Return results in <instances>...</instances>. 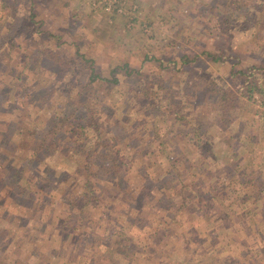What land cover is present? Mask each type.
<instances>
[{"label":"rangeland","instance_id":"rangeland-1","mask_svg":"<svg viewBox=\"0 0 264 264\" xmlns=\"http://www.w3.org/2000/svg\"><path fill=\"white\" fill-rule=\"evenodd\" d=\"M78 54L136 74L109 91ZM249 66L264 0H0V264H264ZM50 119L100 134L47 154Z\"/></svg>","mask_w":264,"mask_h":264},{"label":"trees","instance_id":"trees-1","mask_svg":"<svg viewBox=\"0 0 264 264\" xmlns=\"http://www.w3.org/2000/svg\"><path fill=\"white\" fill-rule=\"evenodd\" d=\"M79 60L82 61L83 63H85L84 66H87V68L90 69V75H89V84H96L98 82H101L102 85H104L109 91L117 84L120 83L119 81V77L125 79V78H132L134 77V74H136L135 69L130 68L128 65H124L122 67H117L116 69H114L111 73H112V78L110 79H106V78H102L99 75V69L98 67L95 65L94 61L89 60L85 55H80L78 54ZM185 59V63L194 61V59H191L189 56L185 55L183 57ZM197 58V57H195ZM196 60V59H195ZM263 68H259L256 66H249L246 69H235L234 71V75L239 79V81L241 82V88L239 89L241 94L246 93V99L247 100H252V98L254 97L255 93H260L262 96H264V91L261 88L262 85L260 83V76L259 73L261 71H263ZM120 72V73H119ZM119 73V74H118ZM118 74V75H117ZM122 79V80H123ZM217 93H221L220 97L222 100V103L224 104H228L229 99H228V93H230L227 90H219ZM215 93V94H217ZM238 97L239 95L234 93V103L235 100L238 101ZM226 112V111H225ZM45 125H47L50 130L47 133V140L45 141V145L42 146L41 151H45L47 152V154H50L53 152V150L56 151L57 148H62L67 146L70 147V145L68 144L69 142H73L75 143L76 146H82L80 145V140L82 138H86L85 141L82 143L83 146H87L88 143H90V141L92 140L91 135L89 133V130L93 129L94 133L96 134H100V126L96 123V127H91V129H71L70 132H66L64 135H62V137L60 136V138L57 136L60 132H62V125L61 124H57L56 121L50 119L49 121H47L45 123ZM78 135H80L81 137H78ZM88 135V136H87ZM197 135H199V133H197ZM59 138V139H58ZM90 138V140H89ZM89 140V141H88ZM201 142V141H200ZM78 144V145H77ZM86 144V145H85ZM88 148V147H87ZM39 150V152H41ZM50 152V153H49ZM60 152V151H59ZM78 174H80V171H78ZM66 176V173L64 174ZM77 177V175H75ZM89 175L86 174V179H88ZM50 180L49 178L46 179L45 183H49ZM90 181V180H89ZM79 198V197H78ZM78 198H74L75 201L77 202L80 201L78 200ZM72 202V201H70ZM75 223V222H74ZM113 243H112V247L115 246V242L120 241L122 243H125V247L129 248V243H130V239L124 235V234H120L119 237H114L113 238Z\"/></svg>","mask_w":264,"mask_h":264}]
</instances>
